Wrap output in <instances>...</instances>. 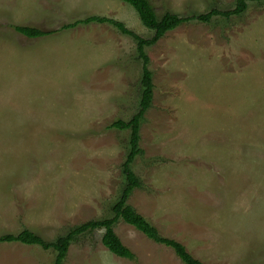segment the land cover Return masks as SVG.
Here are the masks:
<instances>
[{
  "label": "rangeland",
  "instance_id": "374dc122",
  "mask_svg": "<svg viewBox=\"0 0 264 264\" xmlns=\"http://www.w3.org/2000/svg\"><path fill=\"white\" fill-rule=\"evenodd\" d=\"M149 2L158 18L235 5V0ZM92 14L121 20L144 38L153 33L121 0H0V235L26 228L53 241L83 222L113 215L125 185L121 165L130 130L111 123L127 121L139 109L135 41L108 24L40 38L13 28L55 30ZM145 51L153 97L140 120L141 153L131 163L140 186L126 203L203 264H264V149L259 147L264 106L244 108L250 97H264V1H247L241 15L183 22ZM216 83L237 105L227 111L237 121L220 131L237 152L222 151L220 158L211 107L214 100L220 103ZM177 166L206 170L210 188L199 186L191 171L180 179ZM214 178L222 179L223 189ZM204 207L209 213L199 214ZM187 217L205 220L206 228ZM114 229L126 237L133 260L109 252L101 243L103 229L96 228L71 242L63 264H184L171 247L140 231L125 229L120 221ZM54 257L52 248L0 243V264H53Z\"/></svg>",
  "mask_w": 264,
  "mask_h": 264
},
{
  "label": "trees",
  "instance_id": "16d2710c",
  "mask_svg": "<svg viewBox=\"0 0 264 264\" xmlns=\"http://www.w3.org/2000/svg\"><path fill=\"white\" fill-rule=\"evenodd\" d=\"M128 3L136 11L141 23L152 30V35L149 38H144L138 35L133 30L119 20L102 16L89 15L81 19H75L71 22L62 24L55 30H44L35 26L14 25L13 28L19 34L27 38H40L51 35V33L62 30L71 29L78 25H87L89 23L108 24L113 26L121 34L131 37L135 41L137 57L141 60V95L139 100L138 111L127 121L115 120L111 123V127L116 129H129V149L125 160L121 165V172L125 179V185L122 189L119 199L112 205L111 210L113 215L110 218L88 220L80 225L69 229L64 235L58 236L53 241H46L36 233L24 228L16 234L6 233L0 235V243L18 242L26 245H37L42 249L52 248L55 251L53 264H63L66 257L68 247L78 235L84 234L87 231H92L96 228H102L103 234L101 237L102 245L114 255L129 260L135 258L134 253L126 247L113 230V225L118 219H122L125 223L132 225L135 229L143 233L147 238L160 244H164L173 249L174 253L184 264H203L198 259L194 258L181 243L174 239L163 237L158 232L157 228L148 221L145 217L139 214L126 201L136 187L140 186V181L131 168V163L134 158L141 153L139 147L140 140V120L144 113L150 108L153 97V82L152 73L148 67L149 58L145 48L155 44L164 34L173 30L183 22L191 19L200 22H209L213 16L230 17L231 15H241L247 8V1L254 0H235V5L231 10L212 9L207 13L193 15L191 17H180L175 13L166 12L160 18L157 17L155 10L149 0H121ZM264 1V0H255Z\"/></svg>",
  "mask_w": 264,
  "mask_h": 264
},
{
  "label": "crops",
  "instance_id": "0c3cea01",
  "mask_svg": "<svg viewBox=\"0 0 264 264\" xmlns=\"http://www.w3.org/2000/svg\"><path fill=\"white\" fill-rule=\"evenodd\" d=\"M92 15H99V14H92ZM89 16V15H88ZM102 16H105V15H102ZM107 17V16H106ZM114 19V18H113ZM117 20V19H116ZM119 21H121V20H119ZM123 22V21H122ZM68 23V22H67ZM124 23V22H123ZM64 24V23H63ZM90 24V23H89ZM89 24H87V25H89ZM125 24V23H124ZM79 26V25H78ZM77 27V26H76ZM127 27V26H126ZM75 28V27H74ZM224 80H226V81H229V84H231V82H233V81H231V80H227V79H224ZM215 89H214V91H218L219 92V90H221V93L219 92V94H220V103H215V100H214V102H213V106H211L212 107V109H213V114H214V123H213V128H214V131H215V138L216 139H218L219 140V144H216V143H214V149H215V151H219L218 153H219V155H217V157L218 158H220L221 156H222V151H230V155H232V154H235L234 152L237 150V148H233V147H231L230 145H229V143L228 142H231V141H229V140H227V139H225V138H223L222 137V133L220 132L221 130H223V128L225 127V126H227L228 124L229 125H232V121H237V115L236 116H230L228 113H227V111L228 110H232V109H236L237 108V105H235L232 101H228L227 99H226V90L223 88V87H220V86H218V84L216 83V85H215ZM219 87H220V89H219ZM215 94H218V93H216L215 92ZM246 103L248 104V105H246V106H244V108H252V109H260L259 107H263L264 106V97H257V98H255L254 100L250 97V99L248 100V101H246ZM226 116L229 118L228 119V121H227V123H225L226 122V120H227V118H226ZM140 130V129H139ZM233 135H234V138H233V140L235 139V140H237V134L236 133H233ZM232 138V134H230V139ZM249 137H247V139H248ZM255 137H251V139H250V141H252L253 139H254ZM262 138L264 139V136H262ZM140 141V140H139ZM228 147H229V149H228ZM259 147H261L260 149L261 150H263L264 149V146H259ZM254 150V148H253V146H251V149H246V151L247 152H251V151H253ZM233 151V152H232ZM237 152V151H236ZM216 157V156H215ZM221 165H216V169L220 172V167ZM177 168L179 169V171H178V173H179V178L181 179V176L183 175V173H189V171H191V174H192V176H195L196 175V177L198 178L197 180H194V181H196V182H199V186H205V187H207V188H210L209 186H207V183H209V182H211V177L209 178V176L206 174V170H201V169H198V170H195V169H189L187 166H181V167H178L177 166ZM214 171V173H215V176H216V171L215 170H213ZM175 178H177V177H175ZM215 179V183H217V182H219L220 183V185L218 186V188H220V189H223L224 187H223V183L221 182V180L220 179H217V178H214ZM232 184V183H231ZM198 186V187H199ZM198 187H196V188H198ZM133 191V190H132ZM132 193V192H131ZM130 193V194H131ZM127 204H129V203H127ZM130 205V204H129ZM196 206V205H195ZM170 208H166V210H165V212H166V214L168 213V212H170V210H169ZM203 211H205V215L206 214H208L209 213V211L207 210V208H201L200 210H199V214H202L203 213ZM137 212L139 213V214H141L143 217H145L148 221H150L151 222V220L147 217V215L146 214H144L143 212H141V211H138L137 210ZM211 212L213 213V211L211 210L210 211V214H211ZM218 214H216V216L212 219V220H214V221H216L217 220V218H218V216H217ZM195 217H197V216H195ZM197 218H199V217H197ZM197 218H194V217H187L186 218V220L188 221V222H192V223H194V224H198L199 225V227H201V226H203L204 228H206V223H205V220H203V219H197ZM118 221H120V223H121V225L125 228V229H133V231H137V229L135 230V228L132 226V225H130V224H127V223H125L122 219H118L115 223H114V225H113V230H114V232L116 233V231H115V225L118 223ZM152 223V222H151ZM154 225V224H153ZM211 225L212 226H210V228L211 229H214V227L215 226H213V223L211 222ZM139 234V233H138ZM143 234V233H142ZM116 235L120 238V240H121V242L125 245L126 244V237H122V236H120L119 234H117L116 233ZM144 235V234H143ZM145 236V235H144ZM139 237H141L140 239L142 240V241H144L145 243H148V242H146L147 240H145L140 234H139ZM151 240V239H150ZM156 243V242H155ZM148 244H150V243H148ZM152 245V244H151ZM126 246V245H125ZM127 247V246H126ZM186 248V247H185ZM225 250H227V247H225L224 248ZM187 250V249H186ZM188 251V250H187ZM133 252V251H132ZM189 252V251H188ZM135 255V254H134ZM118 259H126V258H122V257H118Z\"/></svg>",
  "mask_w": 264,
  "mask_h": 264
}]
</instances>
